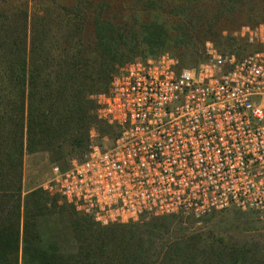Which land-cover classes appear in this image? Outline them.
<instances>
[{"label":"built area","instance_id":"obj_1","mask_svg":"<svg viewBox=\"0 0 264 264\" xmlns=\"http://www.w3.org/2000/svg\"><path fill=\"white\" fill-rule=\"evenodd\" d=\"M238 34L241 47L208 44L197 66L165 51L120 67L97 95L115 134L101 144L91 131L83 158L53 164L43 188L103 226L264 214V22Z\"/></svg>","mask_w":264,"mask_h":264},{"label":"trees","instance_id":"obj_2","mask_svg":"<svg viewBox=\"0 0 264 264\" xmlns=\"http://www.w3.org/2000/svg\"><path fill=\"white\" fill-rule=\"evenodd\" d=\"M251 1L220 0L216 5L209 2L197 15L179 23L177 35L157 24L139 26L133 15L129 16L131 22L120 20L119 14L105 16L104 9L111 5L108 0L89 1L87 6L93 11L86 18L66 20L50 13V17L38 21L43 31L39 34L32 29L30 38L27 10L14 21L3 15L0 264H247L243 256L219 249L211 251L206 260H197L190 256L197 244L181 240L166 248L161 262L152 260L150 251L141 243L143 239L134 242L133 238L161 230L164 216L133 226L100 227L43 187L23 196V167L26 154L49 152L60 159L65 157V147L81 148L89 141L90 129L98 120L93 96L103 87L108 90L120 67L137 58L168 51L167 46L184 47L180 64L185 66L188 58L198 55L199 45L219 31L215 30L218 15L240 12L245 4L251 6ZM208 6L215 8L214 13ZM53 21L54 27L55 23L61 27L60 32H53ZM85 23L90 30L81 35ZM64 232L71 236V243L61 237Z\"/></svg>","mask_w":264,"mask_h":264},{"label":"rangeland","instance_id":"obj_3","mask_svg":"<svg viewBox=\"0 0 264 264\" xmlns=\"http://www.w3.org/2000/svg\"><path fill=\"white\" fill-rule=\"evenodd\" d=\"M89 1L94 2L97 0H0V21L4 20L3 15L9 16L10 18H8L14 21L15 18H20L19 14L21 11L27 10L29 15L28 29L30 38L32 29H36L38 33L43 31L38 21L42 18L50 17V13H55L54 16L57 18L61 17L66 20L73 17L86 18L89 15L92 16L93 9L87 6ZM108 1L111 5L104 9L105 16H115L119 14L120 20L124 19L131 22L129 16L133 15L138 18L139 26L144 24H157L171 35H177V26L179 23L188 17L197 15L196 13L198 11L204 9V5H209V2L216 5L217 1L220 2V0ZM214 9L213 7L208 8L210 13H214ZM77 13L80 15L77 16ZM256 21L264 22V0H252L251 6L245 4L240 12H234L232 14L229 11H225L218 15V23L215 26V30L219 31L207 37L203 44L201 43L199 45L198 55L190 59L188 58L185 66L196 65L203 61L208 44H214L223 50H237L242 44L238 34V28L243 23H253ZM184 24L187 26L186 23ZM50 27H54V21L51 23ZM83 28H85L84 31ZM83 28L81 35H84L85 32L87 33L90 30L88 23H85ZM55 30L61 31V27H58L56 23L53 32H55ZM166 49L176 55L182 64L180 54L185 50L184 47L167 46ZM186 50H191V48H186ZM137 57H139V54L134 58ZM102 92H105L104 87L93 96L97 105V95ZM97 116L98 120L90 130L97 134L98 142L105 144L115 134L116 129L99 116L98 108ZM88 140L89 141H86L81 148L72 146L65 147V157L60 159L53 158L49 152L26 154L23 167V196L34 188L44 187L46 185L49 178L48 172L53 164H58L62 168H67L71 166L73 162L81 160L89 148L90 139ZM78 214L79 216H85L80 211H78ZM161 217L162 216H152L134 223L111 224L108 226H133L134 224L147 223L155 218ZM162 218L166 220L162 223L161 230H158L151 236L145 234L140 235L139 238H133L134 242H139L140 239H143L141 243H143L145 249L150 251L152 260L158 259L159 262H161L166 248L169 247L170 244L181 240L183 242H195V244H197L195 247L196 249L190 253V256H196L197 260H206L207 255L211 251L219 249L243 256L247 259V264H264L263 213L231 208L200 217L185 214L164 216ZM91 223L99 225L100 227L103 226L95 222ZM60 235L62 238L66 239L67 242H72L71 236L66 232ZM110 248H113L112 244ZM185 255L187 256V253Z\"/></svg>","mask_w":264,"mask_h":264}]
</instances>
